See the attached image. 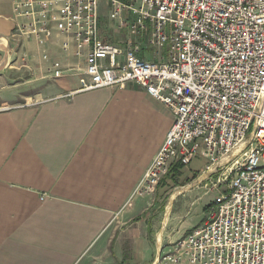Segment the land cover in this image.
Here are the masks:
<instances>
[{
	"label": "crops",
	"instance_id": "crops-1",
	"mask_svg": "<svg viewBox=\"0 0 264 264\" xmlns=\"http://www.w3.org/2000/svg\"><path fill=\"white\" fill-rule=\"evenodd\" d=\"M15 1L0 0V66L17 56L30 80L47 85L34 104L0 110V264H157L159 237L175 243L202 223L179 227L186 204L169 218L168 230L161 184L153 194L134 195L174 123L172 113L136 84L78 91L84 65L74 46L65 50L66 38L57 34L43 46L21 38L17 28L26 19ZM100 15L104 41L126 49L133 40L142 45L141 58H167L166 49L145 45L150 27L138 39ZM122 19L134 16L124 12ZM54 62L62 78L51 73ZM206 163L200 155L171 170L184 164L181 180L183 170Z\"/></svg>",
	"mask_w": 264,
	"mask_h": 264
},
{
	"label": "built area",
	"instance_id": "built-area-1",
	"mask_svg": "<svg viewBox=\"0 0 264 264\" xmlns=\"http://www.w3.org/2000/svg\"><path fill=\"white\" fill-rule=\"evenodd\" d=\"M106 1L110 19L136 38L150 27L145 45L167 58L148 61L139 42L123 49L101 39L100 0L15 1L26 19L17 32L41 46L66 38L63 48L83 60L78 91L136 84L172 113L134 195L153 194L174 162H220L206 178L216 197L205 221L174 244L168 264H264V0ZM51 73L63 77L60 62Z\"/></svg>",
	"mask_w": 264,
	"mask_h": 264
},
{
	"label": "rangeland",
	"instance_id": "rangeland-1",
	"mask_svg": "<svg viewBox=\"0 0 264 264\" xmlns=\"http://www.w3.org/2000/svg\"><path fill=\"white\" fill-rule=\"evenodd\" d=\"M101 12L104 13L106 17L110 16V10H107L104 0H100V13ZM108 22L111 27L119 28L118 20L108 19ZM13 59L16 61L13 64L11 63L7 67H4V65L0 66V110L11 109L26 104H34L37 99L41 98L40 94L47 85L45 83L30 80L33 79L31 73L26 68L21 67V61L17 63V56L13 57L12 60ZM219 163L220 162L213 163L208 161L205 167L197 172L189 168L185 169L183 170L184 176L181 178L178 185L170 182L167 187L163 186L161 188V222L163 221L164 214L167 213L165 220L168 224V230L172 228L170 226L171 223H168L169 218H174L181 210V207L186 204H188V207L185 209L186 214H184L182 225H179V227H184L188 224L191 225V223L197 221L203 223L206 217V209L211 205L216 195L206 193V190L203 189L206 181L200 178L209 172L215 174V172L219 170L217 167ZM215 175H217V173ZM175 195L176 198L172 200V197ZM179 227L177 226L176 232L180 231ZM178 240L175 243H177ZM175 243H169L167 239H163L159 248L160 257L157 264H168V262L165 261V257L172 251Z\"/></svg>",
	"mask_w": 264,
	"mask_h": 264
},
{
	"label": "trees",
	"instance_id": "trees-1",
	"mask_svg": "<svg viewBox=\"0 0 264 264\" xmlns=\"http://www.w3.org/2000/svg\"><path fill=\"white\" fill-rule=\"evenodd\" d=\"M185 167L184 164H178L173 169L171 172L162 180L161 188L164 186V184H169L170 182L178 185L180 182V177L182 176L181 170Z\"/></svg>",
	"mask_w": 264,
	"mask_h": 264
},
{
	"label": "bare ground",
	"instance_id": "bare-ground-1",
	"mask_svg": "<svg viewBox=\"0 0 264 264\" xmlns=\"http://www.w3.org/2000/svg\"><path fill=\"white\" fill-rule=\"evenodd\" d=\"M176 198V195L172 197V200H174ZM173 203V202H172ZM168 207V206H167ZM169 210H170V206H169ZM167 214V213H166ZM170 215V212H169ZM158 243H162V236L159 237V242Z\"/></svg>",
	"mask_w": 264,
	"mask_h": 264
}]
</instances>
